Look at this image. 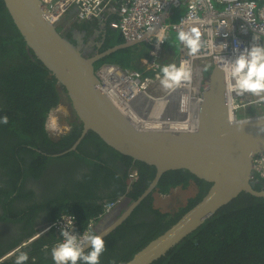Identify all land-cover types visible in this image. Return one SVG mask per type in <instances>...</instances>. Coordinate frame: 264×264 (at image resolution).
I'll list each match as a JSON object with an SVG mask.
<instances>
[{
  "label": "flooded vegetation",
  "instance_id": "obj_1",
  "mask_svg": "<svg viewBox=\"0 0 264 264\" xmlns=\"http://www.w3.org/2000/svg\"><path fill=\"white\" fill-rule=\"evenodd\" d=\"M8 15L4 1L0 0V117L6 116L1 112L4 108L3 82L10 81L8 68L18 58L14 53L16 47L10 42L11 37L16 35L14 27L18 29ZM110 19L81 20L77 12L72 11L56 25L59 33L70 42L76 45L82 44L83 52L90 57L104 47ZM98 44H101L100 48ZM25 49L26 56L32 62H39L27 46ZM47 72V78L53 76L49 70ZM56 90L60 96L58 107L60 106L65 112L62 121L68 126L62 136L70 135V137L65 140L67 146H46L48 151L35 150L44 159L41 168L35 166L36 159L28 153L29 146L21 144L19 137H15L6 129L7 124H0V260H2L0 264H15L21 252L28 254L29 259L26 264H54L51 250L61 241V236L58 237L61 233L49 227L68 214L61 213L57 220L54 219L62 207L73 203L78 207L79 202L82 204L80 211L81 206L87 208L89 212L101 209L98 216L90 219L87 224V226L93 225L95 234L101 235L109 231L103 237L107 250L100 257V264H118L120 257L125 255L123 248L142 239L143 234L138 236V233L144 232L145 227L152 232V229H158V223L163 217L155 214L154 208H156V196L163 195L158 189L162 177L154 189L148 192L156 171L151 176L145 168L135 166L133 162L130 163L131 165L126 163L125 157L117 156L103 141L104 147L101 144L95 145L94 140L85 141L86 145L83 146V141L89 132L83 135V124L72 107L66 89L57 83ZM55 135H50L53 141L62 137ZM71 137L75 138L73 144ZM82 157L91 161H85ZM95 174L96 180L93 178ZM256 179L259 180L257 183L264 187V180L254 177L253 181ZM188 183L186 188L182 185L173 187L167 195H172L174 191L180 189L193 191L195 196L189 198L187 204L181 205L177 210L163 213L168 214L163 219L164 223L172 222L179 217L196 197L199 192L196 183L193 180ZM66 200L70 201L69 204H66ZM106 204L111 205L109 211H105ZM120 220L122 221L119 222ZM120 249L122 250L119 252V257L114 259ZM90 250L91 246L85 252ZM111 258L114 259L113 262H110Z\"/></svg>",
  "mask_w": 264,
  "mask_h": 264
},
{
  "label": "water",
  "instance_id": "obj_2",
  "mask_svg": "<svg viewBox=\"0 0 264 264\" xmlns=\"http://www.w3.org/2000/svg\"><path fill=\"white\" fill-rule=\"evenodd\" d=\"M3 1L27 48L66 89L83 124V135L93 132L122 156L154 167L156 176L148 192L169 171L186 170L210 185L199 202L124 264L158 261L241 193L264 198V190L258 191L252 184L253 160L264 154V133L259 132L264 119L232 122L224 72L216 67L211 70L201 94L195 130H140L102 91L95 64L144 42L148 35L87 57L82 44L70 42L47 20L51 4L43 0ZM89 247L86 245L84 251Z\"/></svg>",
  "mask_w": 264,
  "mask_h": 264
},
{
  "label": "built area",
  "instance_id": "obj_3",
  "mask_svg": "<svg viewBox=\"0 0 264 264\" xmlns=\"http://www.w3.org/2000/svg\"><path fill=\"white\" fill-rule=\"evenodd\" d=\"M48 4H51L52 11L47 20L53 24H58L69 12L76 11L81 20L111 18L109 26L118 31L124 41H138L148 35L144 42L150 46L151 60L146 64V70L154 72L152 76L112 64H104L97 69L102 91L118 109L122 108L119 110L130 120L136 114L150 116L154 105L163 103V117L191 122L190 127L180 131L195 130L201 94L215 67L225 74L232 122L264 119V96L238 94L227 62L239 54L234 51L236 48L242 52L254 43L264 45V0H53ZM177 13L178 20L172 21ZM191 27L198 28L202 39V47L194 56L178 40V32ZM172 34L177 35L176 50L168 58L166 42ZM158 39L163 41L159 45ZM181 61H188L192 68L191 82L174 91H165L159 82L161 68L173 63L179 66ZM157 87L163 90L159 96L149 94ZM195 88H198L197 92ZM183 96H188L189 101L181 110ZM253 173L254 177L264 180V154L254 158ZM110 209L111 205L106 204L105 211ZM77 227L76 217L65 214L49 229L61 233L66 228L75 235H83L84 232L95 234L92 224L83 230Z\"/></svg>",
  "mask_w": 264,
  "mask_h": 264
},
{
  "label": "trees",
  "instance_id": "obj_4",
  "mask_svg": "<svg viewBox=\"0 0 264 264\" xmlns=\"http://www.w3.org/2000/svg\"><path fill=\"white\" fill-rule=\"evenodd\" d=\"M178 14L172 20H175ZM107 27L108 37L102 50L125 42L123 36L118 31L113 30L109 24ZM14 30L16 35L11 37L10 42L16 47L14 53L18 55V58L8 68L10 81L3 82L2 96L4 98V108L1 109V112L8 117L6 129L12 132L15 137L18 136L21 144H27L29 146L30 150H28V153L36 159L34 162L35 166L41 168L44 159L35 150L41 149L48 151L46 146H67L65 140L70 135H64L57 141H53L49 136V131L46 130V122L50 113L58 107L60 102L59 92L56 90L57 80L53 76L47 78L48 72L41 63L32 62L26 56V44L15 27ZM176 40L177 35L172 34L166 42L168 58L171 56L170 52H175L176 50ZM150 60L149 44L147 42H140L101 59L95 64V67L98 69L104 64H112L118 65L123 69L139 71L144 76H152L154 72L146 71V64ZM71 140L72 143L75 138L71 137ZM91 140L96 141L95 145L101 144L103 147L105 146L102 140L93 132H89L83 141V146L86 145L85 141ZM114 153L119 157H125L116 151ZM74 154L77 155L76 153ZM82 159L91 161L86 157H82ZM124 161L128 164L133 162L135 166L139 165L145 168L146 172H149L151 176L155 173L154 167L144 163L134 161L128 157H125ZM95 176L96 174L93 178ZM190 180L196 183L199 192H197L196 197L191 200L190 205L183 210L181 215L202 199L210 185L186 170L166 172L158 185L159 193L167 195L173 187L178 185H182L184 188L188 187ZM258 181L256 179L252 184L256 190L260 191L264 187L257 183ZM124 187H126L125 184ZM65 202L69 204L70 201L66 200ZM77 205L78 207L73 203L62 207V210L55 218L59 217L61 213L65 214V212L75 214L74 216L78 218L77 228L83 230L87 227L90 219L98 216L101 209L95 212H89L87 208L81 206L80 211V205L82 204L79 202ZM154 213L163 217V219L168 215L161 213L156 208H154ZM179 217L169 223H164L162 219L158 223V229H152L153 232L145 227L144 232L138 233V236L143 234L142 239L138 242L130 243L123 248L125 249V255L120 257L118 264H124L131 259L137 251L172 224L176 223ZM121 250L117 252L118 256L114 259L119 257ZM114 259L111 258L110 262H113ZM110 262L108 261V263ZM153 264H264V198L241 193L230 204L221 208L204 225L170 250L166 256Z\"/></svg>",
  "mask_w": 264,
  "mask_h": 264
},
{
  "label": "clouds",
  "instance_id": "obj_5",
  "mask_svg": "<svg viewBox=\"0 0 264 264\" xmlns=\"http://www.w3.org/2000/svg\"><path fill=\"white\" fill-rule=\"evenodd\" d=\"M178 40L187 47L190 55H196L202 47L201 32L196 27L178 32ZM157 45L163 42L158 39ZM234 60L227 61L229 74L234 81V89L238 94L250 93L254 96L264 94V45L253 44L250 48H244ZM162 77L160 85L165 91H174L189 84L192 80V68L188 61H181L179 66L167 64L161 68ZM189 101L188 96L181 98V110H184ZM8 117H0V124H7ZM259 132L264 133V126L259 127ZM61 241L51 250L54 264H100V257L107 250L102 235L83 233L75 235L72 230L66 228L61 230ZM90 244L91 250L84 251L86 245ZM29 257L21 252L15 264H26Z\"/></svg>",
  "mask_w": 264,
  "mask_h": 264
},
{
  "label": "rangeland",
  "instance_id": "obj_6",
  "mask_svg": "<svg viewBox=\"0 0 264 264\" xmlns=\"http://www.w3.org/2000/svg\"><path fill=\"white\" fill-rule=\"evenodd\" d=\"M178 17H179V14L175 18V20H172V21H177ZM162 91L163 90H161V88L157 87V88L150 90L149 94H151L154 97H157L161 94ZM252 96L253 97H260V96H254V95H252ZM261 96H264V94H262ZM64 118H65V112L60 106L57 107L56 109H54L50 113V115L48 117V120H49L48 130L52 135L56 134V135L62 136L64 131H66L68 126L66 123H64L62 121ZM51 119H53V120H51ZM50 120H51V122H50ZM54 120H56V121L54 122ZM52 126H54L55 128ZM193 196H195V192H193V191L188 192V191L180 190V189L174 191L172 195H157L156 196V208L159 209V211L161 213L173 212V211L177 210L181 205L184 206L185 204H187V201L189 200V198H192Z\"/></svg>",
  "mask_w": 264,
  "mask_h": 264
},
{
  "label": "bare ground",
  "instance_id": "obj_7",
  "mask_svg": "<svg viewBox=\"0 0 264 264\" xmlns=\"http://www.w3.org/2000/svg\"><path fill=\"white\" fill-rule=\"evenodd\" d=\"M46 3H50L53 0H43ZM67 36V35H65ZM71 38V37H70ZM172 39V38H171ZM174 52V51H173ZM143 59V58H142ZM118 66V65H117ZM147 71V70H146ZM139 72V71H138ZM145 74V73H144ZM58 83V82H57ZM196 92L198 91V88H195ZM230 105V104H229ZM231 106V105H230ZM233 106V105H232ZM164 104L163 103H158L155 104L153 109L150 112V116L146 117V116H140L138 114L133 115L132 116V123L136 126V128L140 129V130H162V131H175L173 129H176L177 131H180L181 129H185L190 127L191 122L189 123L188 121H175V120H171L167 117H163L164 115ZM120 110H122V108H119ZM232 111V110H230ZM232 115V112H231ZM53 120V119H51ZM50 120V122H51ZM56 120H54L55 122ZM198 121V120H197ZM197 121H195L194 125L196 127ZM53 122V121H52ZM49 123V120H48ZM46 122V129L49 128V125ZM51 126V125H50ZM54 127V126H52ZM55 128V127H54ZM57 129V128H56ZM54 131V130H53ZM52 132V131H51ZM47 133V132H46ZM51 135V133H50ZM49 135V136H50ZM56 136V135H55ZM80 138V137H79ZM33 150V149H32ZM31 152V151H30ZM102 161V160H101ZM104 161V160H103ZM97 162V161H96ZM105 163V162H103ZM92 164V163H91ZM99 165V164H98ZM26 166V165H25ZM26 173V171H25ZM20 178V177H19ZM6 181V180H5ZM30 193V192H29ZM32 194V193H31ZM57 206V205H56ZM55 208V207H54ZM53 209V206H52ZM136 209V208H135ZM65 210V209H63ZM66 213V212H65ZM69 213V212H68ZM52 216V214H50ZM75 215V214H74ZM58 218V217H57ZM56 219V218H55ZM78 219V218H76ZM57 220V219H56ZM42 224V223H41ZM45 225V224H43ZM49 225V224H48ZM80 226V225H79ZM37 228V227H36ZM46 228V227H45ZM42 229V228H41ZM36 231V230H35ZM39 232V231H38ZM34 235V234H33ZM59 235V234H58ZM61 235H59L58 237H60ZM51 239V238H49ZM30 241V240H29ZM39 241V240H38ZM47 242V241H46ZM49 242V241H48ZM27 244V243H26ZM32 245V244H31ZM49 245V244H48ZM10 257V255H9ZM6 259V258H5ZM4 259V260H5ZM2 261V260H0Z\"/></svg>",
  "mask_w": 264,
  "mask_h": 264
},
{
  "label": "crops",
  "instance_id": "obj_8",
  "mask_svg": "<svg viewBox=\"0 0 264 264\" xmlns=\"http://www.w3.org/2000/svg\"><path fill=\"white\" fill-rule=\"evenodd\" d=\"M171 53V55H173V52H170Z\"/></svg>",
  "mask_w": 264,
  "mask_h": 264
}]
</instances>
